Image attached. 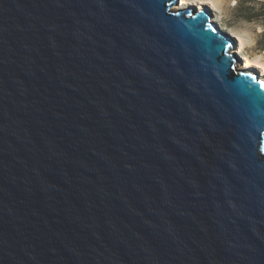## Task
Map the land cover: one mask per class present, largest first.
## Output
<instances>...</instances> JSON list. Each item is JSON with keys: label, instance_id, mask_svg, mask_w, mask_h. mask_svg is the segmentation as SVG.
<instances>
[{"label": "water", "instance_id": "1", "mask_svg": "<svg viewBox=\"0 0 264 264\" xmlns=\"http://www.w3.org/2000/svg\"><path fill=\"white\" fill-rule=\"evenodd\" d=\"M178 2L0 0V264H264V81Z\"/></svg>", "mask_w": 264, "mask_h": 264}, {"label": "rangeland", "instance_id": "2", "mask_svg": "<svg viewBox=\"0 0 264 264\" xmlns=\"http://www.w3.org/2000/svg\"><path fill=\"white\" fill-rule=\"evenodd\" d=\"M184 1L190 8L206 10L220 29L226 27L235 45L242 43L238 41L242 39L245 44L243 55L264 62V50L260 48L263 43L260 33L264 30V0H213L214 4L209 3L204 7L197 6L196 0ZM243 15H257V18L247 20Z\"/></svg>", "mask_w": 264, "mask_h": 264}, {"label": "bare ground", "instance_id": "3", "mask_svg": "<svg viewBox=\"0 0 264 264\" xmlns=\"http://www.w3.org/2000/svg\"><path fill=\"white\" fill-rule=\"evenodd\" d=\"M214 1L213 0H196V5H201V7H204L206 6L207 4L209 3H213ZM189 5L187 4V2H185L184 0H179L176 9H185L187 8ZM204 10V9H202ZM218 29H220L218 26H217ZM222 32L225 31V33L227 34L226 30H228L226 27L225 28H222L220 29ZM227 36L231 39L232 43H233V46H234V51H235V54L238 55L239 57V61L241 62V64L247 68L251 74H256V72H258V74L260 75L262 81H264V62H260L259 59L257 58H252V57H248V56H245L243 55L244 53V49H245V44L243 43V40L242 39H239L238 41H242V43L240 44H237L236 45L234 44L232 38L227 34ZM258 70V71H257Z\"/></svg>", "mask_w": 264, "mask_h": 264}, {"label": "trees", "instance_id": "4", "mask_svg": "<svg viewBox=\"0 0 264 264\" xmlns=\"http://www.w3.org/2000/svg\"><path fill=\"white\" fill-rule=\"evenodd\" d=\"M245 19L252 20L253 18H257V15H243ZM264 26V23H262ZM260 37L263 40V43L260 45V48L264 50V30L260 33Z\"/></svg>", "mask_w": 264, "mask_h": 264}]
</instances>
